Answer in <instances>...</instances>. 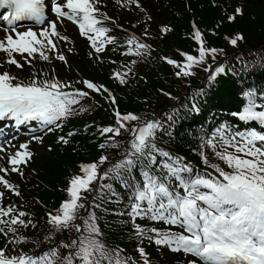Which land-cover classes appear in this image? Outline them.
Returning a JSON list of instances; mask_svg holds the SVG:
<instances>
[{"label":"snow or ice","instance_id":"1","mask_svg":"<svg viewBox=\"0 0 264 264\" xmlns=\"http://www.w3.org/2000/svg\"><path fill=\"white\" fill-rule=\"evenodd\" d=\"M99 3L100 0H56L54 4L46 5L45 0H0V9L8 10L3 17L7 21L8 32L4 39H0V52L5 53L7 59L0 66L9 64L23 68L15 54H21L23 59L28 60V57L39 53L43 60H49L45 50L57 49L53 38L69 39L57 29V23H62L65 18L78 25L80 33L89 39L97 53L104 51L108 44H116L117 38L109 35L112 29L105 23L111 18L101 11ZM132 3L139 6V0H127L128 5ZM236 11L242 13V9ZM49 12L54 13L57 19L51 20ZM229 19L234 20L235 16ZM25 20L41 25L39 34L31 27L18 31L17 22ZM168 31L167 27L162 28V32ZM193 38L199 43L198 56L182 53L185 57L183 63L169 57L162 58L177 69L174 73L177 77L194 75L193 69L203 65L209 54L214 59L218 51H222L206 47L203 33L198 28ZM242 39V34L237 35L231 39V44L236 45ZM151 50L150 44L132 34L126 41L123 54L143 57L150 55ZM24 53L28 57H23ZM57 58L67 63L66 57L59 52ZM28 62L31 63L30 60ZM135 63L133 60L132 64ZM124 67L126 72H114V78L122 84L127 82V76L132 72V68ZM224 72V67H216L210 80L214 81L216 75ZM82 83L97 93L108 91L91 80ZM109 95L115 104L116 97ZM243 95L247 99L246 105L232 115L245 125L255 123L264 127V92L250 88ZM88 96L89 92L75 89L58 78L40 79L33 73V79L25 82L3 71L0 72V121L12 120L18 126L35 121L38 130L53 132L62 129L63 123L71 116L88 111L80 103ZM192 110L200 111L195 102ZM115 117L114 126L102 127L99 132L102 136L111 134L107 137L110 141H115L122 132L130 134L124 158L102 174L99 165L108 160L107 155H102L99 161L82 164L81 174L73 176L65 190L68 198L55 210V214H47L54 232L75 229V239L61 242L64 248L70 249L68 254L61 258L59 247L40 255L22 253L19 256L6 255L5 250L0 249V264H135L130 258H121L120 249H109L103 242L96 212H87L88 205L84 200L85 194L93 189L94 181L101 175L104 180L124 179L125 176L132 177L137 167L140 168L141 180L132 185L131 211L128 213L137 238L147 236L157 246L191 254L198 258L200 264H264V132L257 131L255 127L240 131L228 123L215 128L210 136L201 139L203 149H210L218 162H213L208 153L201 150L199 155L205 170L200 171L186 158L158 147L156 136L163 127L159 121L141 122L139 115L122 114L118 109L115 110ZM130 122L136 124L129 127ZM73 134L69 133V136ZM32 139L43 141L42 136L33 135ZM59 139L64 144L69 142L63 136ZM108 146L115 145H99L101 149ZM20 148L23 151H17L8 159L11 171L23 175L19 166L26 164L32 153L28 151L27 143ZM0 171L7 173L9 169L0 168ZM0 184L20 195L17 187L3 175H0ZM125 186H128L126 180ZM105 187L111 191V185H102L101 189ZM3 196L0 191V199ZM27 215L11 205L4 207L0 204V233H13L16 243L25 241L27 237L16 234L18 225L35 227L33 221L24 219ZM145 217L182 231L146 228L136 223L137 218ZM138 251L143 264H151L144 248L140 247ZM188 264H197V260Z\"/></svg>","mask_w":264,"mask_h":264},{"label":"trees","instance_id":"2","mask_svg":"<svg viewBox=\"0 0 264 264\" xmlns=\"http://www.w3.org/2000/svg\"><path fill=\"white\" fill-rule=\"evenodd\" d=\"M259 0H250L251 3L256 4ZM222 4V0H211V3H209V6L207 5V0H204V12L198 13V19L202 21V23H206L207 25L212 24V18L215 16L221 15V7H219ZM263 19V18H262ZM263 22V23H262ZM262 23V24H261ZM232 24L225 22L224 26H226L227 29L232 30L231 27ZM239 27L243 28L245 32L250 35L248 38L249 42H252L254 40V33L257 32L256 35H263L264 34V21L261 20L260 27H257L252 22H249L247 19H243L238 22ZM211 43H216L219 45L226 44L225 40L222 37V34L220 37H213L210 36L209 38ZM259 39H256L258 41ZM219 90L224 93L225 96H227V101L230 100H236L237 99V93L239 91V87L236 85L235 82L230 80L229 78H221Z\"/></svg>","mask_w":264,"mask_h":264}]
</instances>
